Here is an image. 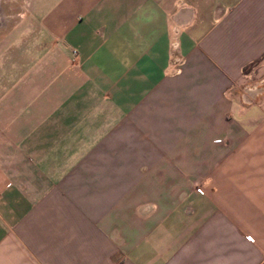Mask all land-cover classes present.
Here are the masks:
<instances>
[{
	"label": "crops",
	"instance_id": "crops-1",
	"mask_svg": "<svg viewBox=\"0 0 264 264\" xmlns=\"http://www.w3.org/2000/svg\"><path fill=\"white\" fill-rule=\"evenodd\" d=\"M28 14L0 58V264H264V0Z\"/></svg>",
	"mask_w": 264,
	"mask_h": 264
},
{
	"label": "rangeland",
	"instance_id": "rangeland-1",
	"mask_svg": "<svg viewBox=\"0 0 264 264\" xmlns=\"http://www.w3.org/2000/svg\"><path fill=\"white\" fill-rule=\"evenodd\" d=\"M32 1L35 2V0H0V58L28 21V11Z\"/></svg>",
	"mask_w": 264,
	"mask_h": 264
},
{
	"label": "built area",
	"instance_id": "built-area-1",
	"mask_svg": "<svg viewBox=\"0 0 264 264\" xmlns=\"http://www.w3.org/2000/svg\"><path fill=\"white\" fill-rule=\"evenodd\" d=\"M174 62L176 64L180 65L182 60L179 57H177V58H174ZM261 88H262L261 86H259V87H247L244 89L243 93L246 96V98L249 100L250 96L253 95L255 92L257 93L259 91V89H261ZM197 191L201 192V189L198 187Z\"/></svg>",
	"mask_w": 264,
	"mask_h": 264
}]
</instances>
